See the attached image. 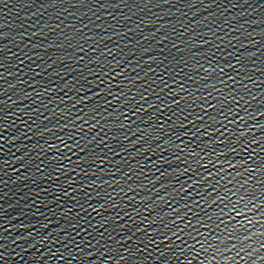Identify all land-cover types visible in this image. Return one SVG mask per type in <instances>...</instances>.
I'll use <instances>...</instances> for the list:
<instances>
[{
    "label": "water",
    "instance_id": "water-1",
    "mask_svg": "<svg viewBox=\"0 0 264 264\" xmlns=\"http://www.w3.org/2000/svg\"><path fill=\"white\" fill-rule=\"evenodd\" d=\"M0 264H264V0H0Z\"/></svg>",
    "mask_w": 264,
    "mask_h": 264
}]
</instances>
